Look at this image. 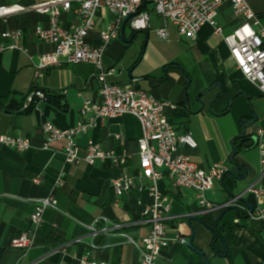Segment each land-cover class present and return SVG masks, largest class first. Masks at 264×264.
Segmentation results:
<instances>
[{"label": "crops", "instance_id": "obj_1", "mask_svg": "<svg viewBox=\"0 0 264 264\" xmlns=\"http://www.w3.org/2000/svg\"><path fill=\"white\" fill-rule=\"evenodd\" d=\"M48 2L51 0H0L2 5L16 9L0 19V34L23 30L26 48V52L0 53V97L15 92L28 95L35 89L56 95L53 102L42 99L30 114L0 110V137H28L33 144L25 153L0 145V264H79L89 252L90 260L107 264H140L139 251L128 237L141 242L148 235L151 223L145 212L157 202L152 192L155 184L140 175V121L130 115L101 119L88 133L77 136L81 156L89 141L101 145L105 159L99 158L93 166L69 165L64 141L43 148L48 138L42 129L45 123L69 129L85 120L81 116L85 101L101 102L100 83L88 64L54 67L35 79L41 54L54 49L37 35L39 27H49L50 16L35 7ZM247 5L264 29V0H247ZM61 14L65 27L79 26L80 18L72 11ZM114 19L108 10H99L97 27L88 38L91 46L101 45L100 32ZM216 20L222 36L205 26L198 38L189 42L169 25L170 38L165 41L157 36L165 23L152 16L151 27L145 31H134L127 25L126 40L120 36L113 41L103 59L105 68L113 70L107 77L110 83L145 90L172 105L165 109V119L178 134L191 135L196 143L194 148H185L184 154L193 157L204 171L218 163L229 170L206 192L214 207L208 210L198 205L194 191L176 188L168 177L158 182L156 187L169 209L168 235L174 240L158 264H207L206 260L210 264H264V221L250 216L248 206L255 208L259 202L248 189L259 184L264 187L261 154L258 147L247 148L237 151L231 160L234 142L241 138L243 129L255 144L257 131L264 130V97L238 72L223 42V37L240 24L229 2L224 3ZM215 83L221 84L223 93L210 110L219 93ZM205 92V105H201L197 97ZM255 117L254 126L241 125ZM126 177L132 179V189L118 197L112 181ZM59 178L63 186L57 184ZM47 197L58 203L45 212L44 223L33 239L34 247L29 252L14 249L12 240L32 229L36 200ZM233 199L236 201L230 205ZM260 202L264 205V196ZM212 229L221 233L216 240ZM178 238L193 240L194 249L181 245L175 240Z\"/></svg>", "mask_w": 264, "mask_h": 264}, {"label": "built area", "instance_id": "obj_2", "mask_svg": "<svg viewBox=\"0 0 264 264\" xmlns=\"http://www.w3.org/2000/svg\"><path fill=\"white\" fill-rule=\"evenodd\" d=\"M225 2L232 6L233 13L240 20L239 27L223 37L225 46L235 59L237 70L251 85L258 89L264 97V29L260 26V19L247 5V0H51L35 7L37 12L49 14L48 28L37 30L39 40L54 45L51 52L41 54L35 66V79L44 76L49 69L62 68L67 65L88 64L95 69V78L100 83V103L85 101L82 105L81 116L86 117L83 122L69 129H61L52 123H45L43 132L48 138L43 148L49 149L57 141L65 142V156L69 165L86 163L93 166L100 158L105 159L101 145L93 140L89 141L88 148L83 156L76 144V137L88 133L96 127L101 119H110L130 115L137 118L143 130L139 139L140 175L153 182L152 192L157 198L156 204L145 212L151 230L141 242L128 237V241L139 251L140 264H158V259L164 250L174 241L168 235L166 214L168 206L166 199L160 196L157 184L168 177L176 188H187L197 194V202L204 210L213 209L207 199V191L214 188L216 182L222 181L229 172L224 163L212 166L209 172L204 171L193 159L183 153L187 147H196L191 135H180L165 119L164 112L172 105L156 99L150 92L138 88L123 89L108 81L113 70H107L103 59L110 44L118 40L124 22L134 31H145L151 27L152 16L160 18L165 26L159 28L157 36L162 40L170 38L168 26H175L178 35L194 42L199 31L205 26H211L214 34L222 36V28L218 25L217 17ZM106 9L114 16L113 23L100 32L102 43L100 46H91L89 36L96 29V17L99 10ZM145 9V10H144ZM16 11L0 3V19L9 17ZM72 11L80 18L79 26L65 27L62 23V12ZM24 32L21 29L8 30L0 34V53L9 51L26 52L23 42ZM24 108H27L35 99H47V95L40 90H33ZM89 114L92 116L87 117ZM264 176V130L259 129L256 135ZM0 145L25 153L31 150L32 139L1 136ZM261 177V178H262ZM38 183V180H35ZM132 179L118 178L112 181L115 194L118 197L125 195L132 189ZM57 184L63 186L59 178ZM257 198L258 203L250 216L264 221V205L260 198L264 196V187L253 185L249 189ZM57 200L53 197L37 199L31 217V230L12 240V247L21 252H29L34 247V237L44 223L47 209H55ZM92 232L96 229L90 227ZM180 244L187 245L185 238ZM91 252L81 259L79 264H107L90 260Z\"/></svg>", "mask_w": 264, "mask_h": 264}, {"label": "trees", "instance_id": "obj_3", "mask_svg": "<svg viewBox=\"0 0 264 264\" xmlns=\"http://www.w3.org/2000/svg\"><path fill=\"white\" fill-rule=\"evenodd\" d=\"M44 93L47 95L46 100L49 102H53V98H55L56 95L53 96V95L48 94L46 92H44ZM29 94L24 95V94H19V93L15 92V93H9V94L3 95L2 97H0V110L6 111L8 113L18 111V112L30 114L34 110L35 105L38 102H40L41 99H35L33 102H31L29 104V106L27 108H24V106L27 103V100L30 96ZM234 144H235V149H234L235 151H244V149L256 147L255 142H253V138L248 137L246 135H244L242 138L236 139ZM249 210H250L249 212L251 213L250 208H249ZM254 210H255V208H254ZM212 231L215 234L214 240L218 239L220 237L221 233H219V231L217 229H212Z\"/></svg>", "mask_w": 264, "mask_h": 264}, {"label": "water", "instance_id": "obj_4", "mask_svg": "<svg viewBox=\"0 0 264 264\" xmlns=\"http://www.w3.org/2000/svg\"><path fill=\"white\" fill-rule=\"evenodd\" d=\"M127 22H128V20H126L125 22H124V26H123V28H122V31H121V37L123 38V40L125 41L126 39L124 38V33H125V29H126V26H127ZM131 71L129 72V76L131 77ZM214 88L215 87H218L219 88V93L217 94V95H215V97L213 98V102L210 104V106H209V109L210 110H212V108H213V106H214V104H215V102L217 101V99H218V97H220L221 96V94L223 93V87L221 86V84L220 83H215V85L213 86ZM207 93L205 92V93H202V95L201 96H199V97H197V101H199L200 103H201V105H205V102L202 100V97L204 96V95H206ZM256 122H257V117H255V119H254V121L253 122H251V123H249V122H247V121H243L242 122V126H246V125H252V126H254L255 124H256ZM245 135V129H243V132H242V136H241V138L243 137ZM254 140L255 141H257V139L256 138H254ZM237 151H233V155L231 156V160L233 161V159H234V157L237 155ZM244 171V175H246L247 174V170L245 169V170H243ZM234 201H236V199H233V201L230 203V205H232L233 204V202ZM243 202V201H242ZM245 203V202H244ZM249 206V208L251 209V212H253L254 211V207H252V206H250V205H248ZM219 222H217V224H218ZM188 224H190V221H188ZM188 246H189V248H192V249H194V247H193V240H191L190 242H188ZM224 246H225V250H226V253L228 252V247L224 244ZM206 263L207 264H210V262H208L207 260H206Z\"/></svg>", "mask_w": 264, "mask_h": 264}, {"label": "rangeland", "instance_id": "obj_5", "mask_svg": "<svg viewBox=\"0 0 264 264\" xmlns=\"http://www.w3.org/2000/svg\"><path fill=\"white\" fill-rule=\"evenodd\" d=\"M170 26H172V25H170ZM175 27V26H174ZM126 33H127V35L128 34H130V29H129V27H127V30H126ZM180 36V35H179ZM182 38V37H181ZM184 39V38H183ZM162 40V39H161ZM185 40V39H184ZM166 41V40H165Z\"/></svg>", "mask_w": 264, "mask_h": 264}]
</instances>
